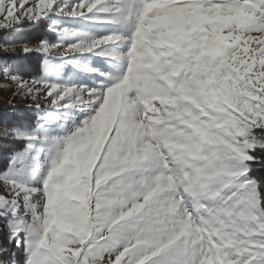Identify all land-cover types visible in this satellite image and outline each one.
Returning a JSON list of instances; mask_svg holds the SVG:
<instances>
[{"label":"snow or ice","instance_id":"1","mask_svg":"<svg viewBox=\"0 0 264 264\" xmlns=\"http://www.w3.org/2000/svg\"><path fill=\"white\" fill-rule=\"evenodd\" d=\"M17 49L0 264H264V0H0Z\"/></svg>","mask_w":264,"mask_h":264},{"label":"trees","instance_id":"2","mask_svg":"<svg viewBox=\"0 0 264 264\" xmlns=\"http://www.w3.org/2000/svg\"><path fill=\"white\" fill-rule=\"evenodd\" d=\"M20 35L21 38L29 44H35L45 37L54 40V37L46 32L44 25L26 28ZM41 63L42 58L35 53L26 55L20 52L19 49H17L16 52H0V64L3 65L2 67L0 65V74L3 72L4 68L7 67L24 79L39 77L41 74ZM27 104L28 103L23 102L3 104L0 98V127H3L5 123L9 125H21L31 122L34 118V111L25 107ZM0 142H2V139H0ZM256 174L264 175V170H257ZM20 255H22V253L17 252V260H20Z\"/></svg>","mask_w":264,"mask_h":264},{"label":"rangeland","instance_id":"3","mask_svg":"<svg viewBox=\"0 0 264 264\" xmlns=\"http://www.w3.org/2000/svg\"><path fill=\"white\" fill-rule=\"evenodd\" d=\"M1 65V64H0ZM3 65H1L2 67ZM17 91V86L11 84L9 80H6L3 76V72L0 74V98L2 99L3 104H10L15 102L30 103L29 99L22 98L20 96H15L14 93ZM20 260L22 255L19 256Z\"/></svg>","mask_w":264,"mask_h":264}]
</instances>
